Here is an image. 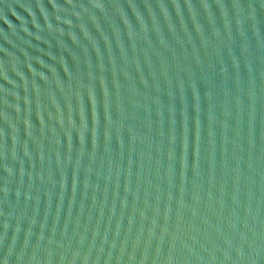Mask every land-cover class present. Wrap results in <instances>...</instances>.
<instances>
[{"label":"water","instance_id":"95a60500","mask_svg":"<svg viewBox=\"0 0 264 264\" xmlns=\"http://www.w3.org/2000/svg\"><path fill=\"white\" fill-rule=\"evenodd\" d=\"M0 264H264V0H0Z\"/></svg>","mask_w":264,"mask_h":264}]
</instances>
